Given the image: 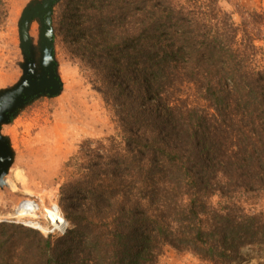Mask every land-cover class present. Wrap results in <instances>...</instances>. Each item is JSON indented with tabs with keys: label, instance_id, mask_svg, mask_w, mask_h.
<instances>
[{
	"label": "trees",
	"instance_id": "obj_1",
	"mask_svg": "<svg viewBox=\"0 0 264 264\" xmlns=\"http://www.w3.org/2000/svg\"><path fill=\"white\" fill-rule=\"evenodd\" d=\"M223 1L67 0V43L122 141L82 147L91 187L61 240L0 222V264H159L168 247L242 264L264 246V214L241 205L264 194V12L238 25Z\"/></svg>",
	"mask_w": 264,
	"mask_h": 264
},
{
	"label": "rangeland",
	"instance_id": "obj_2",
	"mask_svg": "<svg viewBox=\"0 0 264 264\" xmlns=\"http://www.w3.org/2000/svg\"><path fill=\"white\" fill-rule=\"evenodd\" d=\"M5 1L8 11L16 17L29 0ZM222 7L230 13L254 10L264 12V0H238L232 5L222 2ZM233 17L240 25V15L234 13ZM3 33L0 35V86L4 85L2 82L9 79L13 73L8 61L14 56L12 47L15 30L9 32L6 30ZM1 37L7 42L3 43ZM263 37L264 35H261L259 38ZM58 43L59 57L66 63L63 67L65 92L58 99L47 98L37 101L13 122L16 146L24 154L26 178L14 181L16 188L10 184L5 189L0 188V222L8 223L6 220L14 215L24 196H30L42 201L41 203L46 206L58 204L70 223V229H75L68 215L69 213L79 215L75 206L82 202L87 189L91 187L89 177L94 164L85 155H78L80 145L88 139L99 141L118 133L117 126L112 122L113 113L107 108L102 95L92 85L90 74L68 60L66 48L69 49L70 46L67 40L62 38ZM257 44L264 46L262 40ZM121 141L119 138V142ZM99 149V146H94L86 150H91V155L95 156L97 153L94 152H98ZM241 205L249 214H264V194L244 198ZM16 225L34 230L20 223ZM38 233L46 238L51 237L40 231ZM52 237L54 241L64 238ZM245 255L246 259L242 264H264V246L249 250ZM158 262L212 264L192 253L178 252L171 247L166 248Z\"/></svg>",
	"mask_w": 264,
	"mask_h": 264
},
{
	"label": "water",
	"instance_id": "obj_3",
	"mask_svg": "<svg viewBox=\"0 0 264 264\" xmlns=\"http://www.w3.org/2000/svg\"><path fill=\"white\" fill-rule=\"evenodd\" d=\"M229 1L230 3L223 2L232 5L236 0ZM3 2L6 17L0 28V35L6 30H15V33L12 47L14 56L8 61L13 73L9 79L2 82L4 85L0 86L1 189H5L9 184L16 188L13 182L26 178L24 154L16 146L13 122L37 101L58 99L65 92L63 67L66 63L59 57L58 41L62 38L66 40L63 26L68 9L67 0H29L20 15L13 17L7 9L6 1ZM1 40L3 43L7 42L4 37H1ZM66 56L70 62L90 74L91 83L95 88V72L88 67L87 62L78 58L71 48H66ZM95 90L100 93L96 88ZM112 122L117 126V135L99 141L86 140L80 145L78 155L86 143H105L109 138L122 139L118 124L113 119ZM41 202L34 197L24 196L14 215L6 221L22 225H42L46 231L66 219L58 204L46 206Z\"/></svg>",
	"mask_w": 264,
	"mask_h": 264
},
{
	"label": "built area",
	"instance_id": "obj_4",
	"mask_svg": "<svg viewBox=\"0 0 264 264\" xmlns=\"http://www.w3.org/2000/svg\"><path fill=\"white\" fill-rule=\"evenodd\" d=\"M63 224H65V229H64L63 232H61L59 230V228H61L60 226H62ZM25 226L30 227V228H34V229L42 231V232L44 231V233H46L47 235L64 236L67 233V231L69 230V228H70V223L65 219L59 225H52V227H50L46 231H45V229H44V227L42 225H25Z\"/></svg>",
	"mask_w": 264,
	"mask_h": 264
},
{
	"label": "bare ground",
	"instance_id": "obj_5",
	"mask_svg": "<svg viewBox=\"0 0 264 264\" xmlns=\"http://www.w3.org/2000/svg\"><path fill=\"white\" fill-rule=\"evenodd\" d=\"M61 228H59V230L61 231V232H63L64 231V229H65V224H63L62 226H60Z\"/></svg>",
	"mask_w": 264,
	"mask_h": 264
},
{
	"label": "clouds",
	"instance_id": "obj_6",
	"mask_svg": "<svg viewBox=\"0 0 264 264\" xmlns=\"http://www.w3.org/2000/svg\"><path fill=\"white\" fill-rule=\"evenodd\" d=\"M30 228V227H29ZM32 229H34V228H32ZM34 230H36V229H34ZM39 231V230H38ZM40 232H42V231H40ZM42 233H44V231L42 232ZM45 235H47L46 233H44Z\"/></svg>",
	"mask_w": 264,
	"mask_h": 264
}]
</instances>
